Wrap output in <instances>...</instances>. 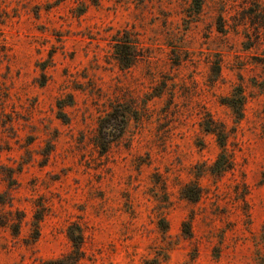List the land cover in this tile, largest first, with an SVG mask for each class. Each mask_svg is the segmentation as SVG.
Here are the masks:
<instances>
[{
    "label": "rangeland",
    "instance_id": "rangeland-1",
    "mask_svg": "<svg viewBox=\"0 0 264 264\" xmlns=\"http://www.w3.org/2000/svg\"><path fill=\"white\" fill-rule=\"evenodd\" d=\"M122 30L139 48L127 68ZM117 101L136 119L99 154ZM207 124L226 134L221 175ZM0 194V214L24 215L17 235L0 226V264L61 257L72 223L79 264H264V0H0Z\"/></svg>",
    "mask_w": 264,
    "mask_h": 264
},
{
    "label": "trees",
    "instance_id": "trees-1",
    "mask_svg": "<svg viewBox=\"0 0 264 264\" xmlns=\"http://www.w3.org/2000/svg\"><path fill=\"white\" fill-rule=\"evenodd\" d=\"M193 2L196 6H199L201 0H193ZM111 40L112 54L118 65L123 68L131 66L139 56L138 43L131 37V34L127 30L116 32ZM226 103L237 117L241 116L243 95L240 91L229 97ZM135 115L136 110H134L130 101H117L111 106L109 111L98 119L92 141L99 154L106 153L110 145L123 135L129 120L131 118L136 119ZM204 129L215 136L216 142L220 148L216 159L209 167V172L221 175L231 166L229 157L226 154V134L221 127L209 126L208 124ZM201 192V186L194 183H186L180 189L181 195L192 202L199 199ZM4 204H7L11 208L12 200L6 201L0 194V205ZM42 213L43 210L37 208L32 214V219L30 221V239L32 241L36 240L39 235V222L42 219ZM23 217L24 215L21 211L8 209L0 214V226L10 228L11 234L17 235ZM161 222L164 223L161 229L165 231L167 225L164 220H161ZM182 231L186 236L191 235L188 222H183ZM66 235L71 244L70 251L61 257L44 259L40 264H79V260L84 255L81 227L75 223L70 224L66 229ZM142 264H148V262Z\"/></svg>",
    "mask_w": 264,
    "mask_h": 264
}]
</instances>
